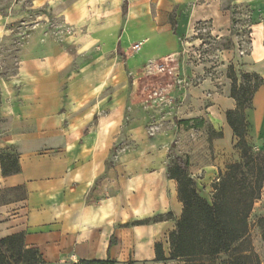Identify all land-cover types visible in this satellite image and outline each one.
Returning a JSON list of instances; mask_svg holds the SVG:
<instances>
[{
    "label": "crops",
    "instance_id": "obj_1",
    "mask_svg": "<svg viewBox=\"0 0 264 264\" xmlns=\"http://www.w3.org/2000/svg\"><path fill=\"white\" fill-rule=\"evenodd\" d=\"M31 3V10L53 9L71 35L61 44L37 31L14 72L0 74V153L16 154L20 166L4 176L0 162V238L24 233L26 246L47 264H162L155 244L169 258V235L183 213L168 175L170 147L187 156L199 186L229 164L226 158L238 157L226 117L237 104L225 74L234 66L238 75L264 78V0ZM100 9L110 11L106 24L93 16ZM24 15L17 9L0 18L10 24ZM203 33L231 46L208 60ZM149 63L159 66L155 74L179 123L203 120L216 135L212 145L205 134L184 140L181 123L147 138L138 78ZM246 116L250 136L263 142L264 86Z\"/></svg>",
    "mask_w": 264,
    "mask_h": 264
},
{
    "label": "trees",
    "instance_id": "obj_2",
    "mask_svg": "<svg viewBox=\"0 0 264 264\" xmlns=\"http://www.w3.org/2000/svg\"><path fill=\"white\" fill-rule=\"evenodd\" d=\"M230 42L222 45L229 48ZM232 81L231 97L236 109L226 113L227 123L238 143L241 162L228 164L213 185V203L203 198L196 183L188 173L190 162L183 156H175L176 165L168 169L169 178L178 184V197L183 204V213L176 230L169 235L170 255L166 257L163 244H155L156 261L182 262L184 264H217L218 257L228 255L220 264H259L247 248H239L251 231L250 216L255 204L262 199L264 189V149L255 151L247 142L250 127L246 113L253 109L254 97L264 86V78L256 74H237L229 67ZM196 127L204 126L203 120H195ZM185 126L190 121L180 122ZM4 176L20 172L16 154L0 153ZM146 220L133 225L157 221ZM264 226V218L259 219ZM112 238L110 247L115 243ZM0 264H47L38 249L28 248L24 233L0 238ZM78 264H116L108 260H82Z\"/></svg>",
    "mask_w": 264,
    "mask_h": 264
},
{
    "label": "rangeland",
    "instance_id": "obj_3",
    "mask_svg": "<svg viewBox=\"0 0 264 264\" xmlns=\"http://www.w3.org/2000/svg\"><path fill=\"white\" fill-rule=\"evenodd\" d=\"M31 5V0H0V17L1 15H9L12 11L14 12L17 9L28 12V15H24V17L19 19L16 23L6 24L3 22V19L0 18V74L3 76H7L14 72L16 63L20 56L26 52L29 42L37 31L42 33L39 36L41 39L51 38V41L57 39L61 44L65 43L64 38L66 35H71L68 30H65V27H63L62 24V19L57 13L53 12V9H49L47 5H41L40 7H37V9L31 10L28 8L31 7ZM107 11L108 10L104 9L96 10L93 14L95 20H98L101 24H106L107 20L110 18V11ZM246 21V18L243 19L244 23H246ZM203 38L204 41L210 45V47L205 49L207 59L209 60L208 55H210L212 58L210 60L216 61L214 55L217 53V50L227 42L215 43L206 33H203ZM242 43L244 50L247 51L249 44L245 35L242 37ZM149 65H151V67L147 68L146 66L145 72H143L138 78V96L140 100L138 102L141 106V112H146L147 117H149L148 123L145 126L147 138L153 140L159 134L164 133L165 131H170V129L174 127V123L177 126H179L180 123L176 115V110L170 101L172 99L170 92L167 90L163 91L162 89H167V86L164 87L165 84L160 83L159 78H157V75L155 74V72H158L159 66L154 65L155 67H153L152 63H149L148 66ZM160 74L161 73H159V75ZM225 77L232 86L229 70H227ZM131 116L132 113L131 110H129L127 117ZM196 125V122H192L189 126H183L187 127L185 129L187 137H184V140L196 142V140L203 138L205 134L208 138V142L212 145V141L216 136L213 133L212 128L208 126L197 128ZM203 128L205 129V132L203 131ZM191 129H193V131ZM249 130L250 127L248 132H250ZM247 142L255 151L264 149V141L260 142L256 138L250 136V134L248 135ZM237 143L238 139L235 138V146ZM175 147L176 145L170 147L168 169L176 165L175 156L177 155V149ZM181 150H185V146H182ZM234 152L238 157L232 155L231 158H226L225 156L227 163L241 162L240 150L234 147ZM183 158L185 159L187 156L184 155ZM225 168L226 167H223L219 170L218 174L214 173L210 175L209 179L206 177L203 178L202 186H199L198 179H200V177L191 174L189 167L188 173L195 181L199 194L211 204L214 201L213 185L218 181L220 173L224 172ZM261 218H264V191L262 199L255 204L249 219L251 225L250 234L246 241L239 247L249 249L257 258L259 264H264V226H259L258 224V221ZM228 259V255L222 254L218 257L217 264ZM161 263L184 264L182 262H173L170 260Z\"/></svg>",
    "mask_w": 264,
    "mask_h": 264
},
{
    "label": "built area",
    "instance_id": "obj_4",
    "mask_svg": "<svg viewBox=\"0 0 264 264\" xmlns=\"http://www.w3.org/2000/svg\"><path fill=\"white\" fill-rule=\"evenodd\" d=\"M141 47H142L141 44H136V45L133 47V49H134V51H140V50H141ZM240 55L243 56V55H244V52H243V51H240ZM198 57H199V59L202 58L201 53H198Z\"/></svg>",
    "mask_w": 264,
    "mask_h": 264
}]
</instances>
